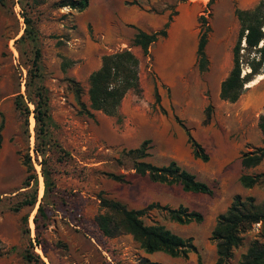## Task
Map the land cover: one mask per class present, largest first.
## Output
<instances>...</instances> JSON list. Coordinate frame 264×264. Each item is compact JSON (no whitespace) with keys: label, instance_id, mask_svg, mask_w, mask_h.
<instances>
[{"label":"rangeland","instance_id":"rangeland-1","mask_svg":"<svg viewBox=\"0 0 264 264\" xmlns=\"http://www.w3.org/2000/svg\"><path fill=\"white\" fill-rule=\"evenodd\" d=\"M17 1L0 4V120H4L0 149V264H30L22 256L25 249L37 253L44 264H140L143 257L161 264H214L217 253L211 233L217 215L228 208L236 194L252 195L256 203L264 202V181L250 188L239 182L243 173H264V159L247 168L240 162L242 153L264 147L257 125L264 112V69L262 78L258 76L256 83L246 86L237 101L219 96L220 83L232 67V47L239 28L234 9L252 8L259 0H218V4L216 0L210 4L208 0H89L83 11L58 7L60 0H22V10ZM185 8L189 14L181 21L179 16ZM141 9L148 12V20H136ZM23 11L37 29L42 81L48 89L52 117L48 126L50 177L65 199L54 207L46 225L47 219L39 217V241L44 250L36 244L33 221L44 189L41 158L36 159L33 152L35 121L30 113L27 136L13 103L18 91L26 94L27 65L34 50L29 41L17 44L24 31ZM160 15L163 21L156 20ZM199 15L206 17L211 26L205 71L197 66ZM169 16L166 36L151 44L150 53L144 55L139 46L131 45L137 28L160 30ZM179 23L190 30L180 26L176 29ZM162 43L158 59L165 72L171 76L172 72L183 71L172 88L162 84L163 96L158 92L159 77L155 72V49ZM123 48H130L140 59L141 92L128 91L118 115L93 110V116L84 113L70 79L81 84V100L88 106L89 74L101 65L103 54ZM65 58L73 62L63 69ZM28 104L32 109L33 105ZM208 105L211 108L207 115ZM181 123L204 147L207 161L193 156ZM144 140H148V155L142 160L157 166L175 160L206 182L213 194L187 192L179 184L153 182L136 173L122 152L138 147ZM26 152L38 174L37 202L14 212L11 207L25 189L22 183L27 173L22 157ZM107 173L123 174L126 181L114 180ZM98 197L118 200L134 209L158 202L200 211L203 220L188 224L166 220L156 211L144 217L146 223L155 220L181 236L192 237L197 251L186 258L146 253L130 234L102 235L94 221L101 211ZM24 215L28 217L32 245L28 233L22 231ZM258 229L259 224H255L244 234L242 245L234 249L228 264L239 263Z\"/></svg>","mask_w":264,"mask_h":264},{"label":"trees","instance_id":"trees-1","mask_svg":"<svg viewBox=\"0 0 264 264\" xmlns=\"http://www.w3.org/2000/svg\"><path fill=\"white\" fill-rule=\"evenodd\" d=\"M6 0H0L4 5ZM24 9L22 0L17 1ZM212 3L208 0L207 4ZM89 4V0H60L58 7H69L77 11H83ZM239 28L236 41L232 47V67L227 76L220 83L219 96L221 99L235 102L237 101L246 86L262 74L264 69V0H259L252 8H235ZM24 21L23 34L17 39L18 43L29 41L34 46L33 58L27 65L26 94L18 91L14 95L13 103L22 118L24 132L30 135L29 115L33 114L34 126V147L33 152L36 157H40L41 175L43 178V195L38 204L33 217L35 224L36 244L44 250V246L39 241V217H45L47 221L54 211L58 202H63L64 196L57 189L50 177L48 164V144L50 142L48 126L52 122L50 113L48 89L42 81L41 72V52L37 47L38 34L33 26L32 18L27 13H22ZM171 16L168 17L160 30L147 32L140 28L136 29L131 45L139 46L144 55L149 53V47L159 37L166 36V28L169 26ZM199 39L196 48L197 66L200 71H205L208 67V57L206 45L211 26L206 17L199 15ZM20 51V47H17ZM67 59H63V69L69 65ZM68 63V65H67ZM140 59L130 49L123 48L112 53L103 54L101 65L93 70L88 76V101L86 104L81 100L84 89L81 84L70 79L71 88L78 103L84 113L93 116V111H101L107 115H118L121 102L128 91L141 92L140 83ZM33 105L30 109L29 104ZM208 105L205 110L208 115L210 110ZM177 119V117H176ZM187 134L194 157L207 161L209 156L204 147L194 139L190 131L181 123ZM258 128L264 138V112L258 117ZM4 120H0V149L2 142V130ZM148 140H144L138 147L122 152L123 158H128L132 162V168L140 175H146L151 181L164 183L167 185L179 184L184 191L192 193L213 194V189L203 181L198 180L195 175L182 168L175 160L168 164L157 166L142 160L148 155ZM264 159V147H255L251 151L242 153L241 165L245 168L254 167ZM122 163V159H119ZM22 164L26 170V177L23 180L19 200L12 205L11 210L18 212L23 206H34L38 196V174L32 162L29 152L22 157ZM107 176L114 180L126 181L123 174L107 173ZM264 181V173L248 174L243 173L239 177L240 184L245 188H250ZM101 211L95 215L94 221L100 233L106 237H115L120 234H130L134 240L139 242L140 247L146 253L163 252L172 257L186 258L190 252H196L197 248L192 237L181 236L164 224L153 220L146 223L151 211H156L162 218L179 224L190 222H201L203 214L184 205L172 207L167 204L162 205L152 202L138 209L129 208L126 204L106 198L98 197ZM25 227L23 232L28 233L29 244L32 240L29 237L30 230L27 227L28 217H21ZM255 224H259L258 234L251 240L248 248L242 253L238 264H264V202L256 203L252 195L242 197L236 194L228 208L217 215L216 223L211 233V238L215 241L217 259L214 264H228V260L233 256L235 248L243 243L244 234L252 229ZM14 247H12L13 249ZM1 252V251H0ZM25 261L30 264H44L40 256L33 250L23 251ZM140 264H161L158 261L143 257Z\"/></svg>","mask_w":264,"mask_h":264},{"label":"crops","instance_id":"crops-1","mask_svg":"<svg viewBox=\"0 0 264 264\" xmlns=\"http://www.w3.org/2000/svg\"><path fill=\"white\" fill-rule=\"evenodd\" d=\"M207 0H202V2L203 3H205ZM217 1L218 0H216V3H217ZM218 4V3H217ZM186 9H188V8H185V9H183V11H181V13H180V16H179V18L181 19V21L183 20H185V18L188 16V14H189V10H186ZM192 10H194V9H196V6L193 4L192 5V8H191ZM229 9V8H228ZM242 9H244V8H242ZM246 9V8H245ZM235 10V9H234ZM213 15H214V13H213ZM137 17H136V20H140L141 18H147V20L149 19V17H148V12L147 11H145V10H139V11H137V15H136ZM156 20L157 21H163L164 20V18H163V15H160V17H157L156 18ZM181 27V28H183V29H189L190 30V28H188V27H184L182 24H177V26H176V29H178V27ZM143 30V29H142ZM115 33H116V31H114ZM135 32H136V30H135ZM134 32V33H135ZM148 32V31H147ZM134 33H133V35H134ZM133 37V36H132ZM164 43H162V44H160L159 46H157V48L155 49L156 50V54H157V59H156V65H155V72L157 73V75H158V77H159V80H158V82H157V89H158V92H159V94H161L162 96H163V92H164V88L162 87V84L163 85H165V86H168V87H171L172 88V86H174V84H175V79H176V77H179L182 73H183V71L181 70H179V71H176V72H172V73H170L171 74V76L169 75V74H167L166 72H165V70H164V68H163V63L158 59V55L161 53V51H160V48L162 47V45H163ZM150 51H151V47L149 48V53H150Z\"/></svg>","mask_w":264,"mask_h":264},{"label":"bare ground","instance_id":"bare-ground-1","mask_svg":"<svg viewBox=\"0 0 264 264\" xmlns=\"http://www.w3.org/2000/svg\"><path fill=\"white\" fill-rule=\"evenodd\" d=\"M178 44H179V43H178ZM171 46H172V44H171ZM171 46H170V47H171ZM178 46H179V45H178ZM174 47H175V45H174L172 48H174ZM174 49H175V48H174ZM176 51H178V50H176ZM172 53H173V52H172ZM172 53H171V54H172ZM173 54H174V53H173ZM176 58H178V57H176ZM258 76H259L260 78H262L263 75L260 74V75H258ZM257 81H258V77H257L255 80L251 81V82H250V85L256 83ZM39 251H41V250H39Z\"/></svg>","mask_w":264,"mask_h":264}]
</instances>
